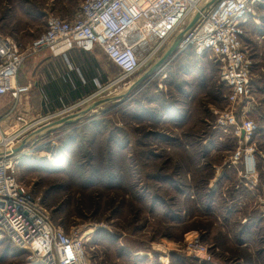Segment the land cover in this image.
Wrapping results in <instances>:
<instances>
[{"label":"rangeland","instance_id":"1","mask_svg":"<svg viewBox=\"0 0 264 264\" xmlns=\"http://www.w3.org/2000/svg\"><path fill=\"white\" fill-rule=\"evenodd\" d=\"M81 1L0 0V35L25 50L43 33L48 15L68 19ZM262 6L256 10L261 25L257 27L249 19L245 25L247 46L243 44L252 65L253 100L241 110L255 122L257 119L258 125L264 123ZM193 18L196 14L187 17L149 60L144 58L150 51H144L136 73L120 78L113 64V77L103 80L96 92L62 106L68 121L38 133L34 131L39 128L26 129L18 143L24 154L17 164V180L40 199L55 225L65 232L80 231L92 264H250L247 252L229 242L219 223L210 218L212 214L201 216L202 190L207 193L215 182H221L224 176L220 172H225L238 145L233 128L223 131L217 125L227 107L218 60L189 48L171 54L137 83L184 35ZM32 60L33 56L25 58L18 73L30 67ZM16 79L17 75L13 87L28 86L17 84ZM26 92L9 90L0 95V149L7 135L33 122L18 114ZM113 97L117 99L107 101ZM95 103L99 105L93 107ZM236 114L240 119L241 111ZM257 142L261 149L262 141ZM79 176L85 177L87 187ZM187 186H196L198 193L191 188L182 198L183 192L178 191ZM218 197L219 193L213 214L223 217ZM239 207L240 211L243 207ZM243 211L236 216L243 218ZM178 214L181 222L169 220ZM194 236L208 248L210 260L186 252V242ZM242 243L247 249L254 245L251 238ZM261 255L260 264H264V252ZM0 264L33 263L26 260L23 250L0 238Z\"/></svg>","mask_w":264,"mask_h":264},{"label":"built area","instance_id":"2","mask_svg":"<svg viewBox=\"0 0 264 264\" xmlns=\"http://www.w3.org/2000/svg\"><path fill=\"white\" fill-rule=\"evenodd\" d=\"M263 4L264 0H210L208 3L204 0H82L68 19L48 15L43 33L25 50L9 37L0 35V95L9 90L16 94L26 92L28 86L13 87L24 59L60 43L84 52L100 48L119 69V77L128 78L141 67L140 56L144 51H150L144 58L149 60L187 17L196 14L194 23L180 38L174 53L192 48L198 55L210 53L218 60V78L227 90V107L217 125L223 131L233 128L238 145L225 172L221 171L219 175L220 167L215 172L223 178L226 172L230 177L234 176L229 187L253 194L252 208L257 210L264 230V193L257 192L258 159L264 160V150L258 147V124L246 115V110H241L253 99L252 65L242 39L245 25L256 17L257 7ZM66 110L62 107L40 115L25 129L7 135L0 149V238H6L17 249L23 250L26 260L33 264H92L80 231L73 228L65 232L55 225L40 199L15 175L24 154V149H18L23 132L65 117ZM239 111L242 116L237 119ZM235 201L227 198L228 210L240 208L241 202L238 200L236 206ZM249 220L247 214L240 219V224L245 225ZM186 250L200 260H210L208 248L197 236L187 240Z\"/></svg>","mask_w":264,"mask_h":264},{"label":"crops","instance_id":"3","mask_svg":"<svg viewBox=\"0 0 264 264\" xmlns=\"http://www.w3.org/2000/svg\"><path fill=\"white\" fill-rule=\"evenodd\" d=\"M262 7L258 6L257 10ZM252 20L257 27L261 25V20L257 16ZM245 33L242 40L243 44L247 46L248 39ZM30 64L31 66L27 69L20 70L21 72L19 71L16 79L17 84H26L29 86L25 97L20 99L18 114L30 119V121H33L47 111L59 110L66 104L89 97L100 88L103 80L109 81L114 75L112 72L113 63L98 47L91 52H84L77 47L68 48L63 43H60L52 49H44L34 55ZM1 109L3 110L2 105H0V112H2ZM256 122H258L257 119ZM258 127L260 134L258 138L262 141L264 140V123H259ZM45 129L49 128L41 126L34 132L38 133ZM261 149H264L263 143ZM258 170L260 176L257 192L264 193V160L261 158L258 159ZM224 175L225 178H222L219 184L215 182L213 188H211L215 189L212 191V214L215 206L213 202L219 193L217 204H219V211L224 215L221 217L215 214L212 216V219L219 223V230L227 235L231 244L235 245L236 248L240 246L247 252L248 260L244 257L243 261L247 260L250 264H260L262 261L260 260L262 257L261 254L264 252V244H262L264 243V230L261 220L257 215V210L252 208L254 196L251 192L244 189L242 191H236L235 189L229 190V188H232L227 184L230 175L227 172ZM223 193L226 195L225 198L223 197ZM227 198L235 199L236 206L238 200L241 202L240 206L243 208L240 211L244 210L243 213L245 215H250V220L247 224L240 226L239 220L241 216H236L240 212L239 208L228 210L226 206ZM230 224L235 225L234 232L232 233L228 228ZM249 234L254 235L251 241L254 245L250 249L246 248V243L236 242L231 238L234 235L249 237Z\"/></svg>","mask_w":264,"mask_h":264},{"label":"trees","instance_id":"4","mask_svg":"<svg viewBox=\"0 0 264 264\" xmlns=\"http://www.w3.org/2000/svg\"><path fill=\"white\" fill-rule=\"evenodd\" d=\"M113 137V136H112ZM115 139H114V137H113V141H114ZM109 159V158H108ZM109 160H113L112 158H111V155H110V159ZM79 179H84V181H83V185L85 186V187H87L86 186V184H84L85 183V177H80L79 176ZM195 189V190H193V191H196L197 193H198V191H197V187L195 186H190V188H189V186H187L185 189H184V191L183 190H180V191H178V193L179 194H181V192H183V194H182V198H184L186 195H188L189 193H187L188 191L190 192V189ZM205 189H206V185H205ZM233 190L234 188L232 187V188H229V190ZM236 191H241V190H236ZM202 192H203V194H204V203H202V204H200V206H202V207H204L203 208V215H201V216H203L204 218H209V216H211V214H212V211H210L211 210V207L209 206V205H211V203H212V196H213V193H212V191H207L206 190V192L207 193H209V194H207V193H205L203 190H202ZM187 193V194H186ZM210 193H211V195H210ZM154 202V201H153ZM209 204V205H208ZM151 206V205H150ZM212 206V205H211ZM199 207V206H198ZM200 208V207H199ZM197 209V208H196ZM182 212H184L185 210L183 209V210H181ZM184 213H186V212H184ZM216 213H214V214H212V216L213 215H215ZM186 216H188V215H186ZM212 216L210 217V218H212ZM219 216V215H218ZM217 216V217H218ZM169 220H171V221H173L174 223H179V222H181L182 221V217H181V215L180 214H178V216H174L173 218H171V219H169ZM234 224H230L229 225V230L231 231V233L232 232H234ZM237 238L239 237V239H237L236 240V242H243L244 240H248L249 238H251V241L253 240V237H254V235H250L249 234V237L248 236H244L243 238H240V236H238V235H235Z\"/></svg>","mask_w":264,"mask_h":264},{"label":"water","instance_id":"5","mask_svg":"<svg viewBox=\"0 0 264 264\" xmlns=\"http://www.w3.org/2000/svg\"><path fill=\"white\" fill-rule=\"evenodd\" d=\"M194 21H195V19L193 18V20H191L190 24L188 25V28H187V29H189V28L192 26V24L194 23ZM179 41H180V39H177V40L174 42V44H173L172 46L169 47V49L166 51L165 55L161 58V60H160V61H159V62H158V63H157L152 69H150L149 71H147V72L143 75V77H141V79H139V81H138L137 83H139V82H141L143 79L149 77L150 74H152V72H153L156 68L160 67V66L165 62V60H166L171 54H173V53L176 51ZM114 99H117V98H116V97H113V98L108 99L107 101H112V100H114ZM96 105H99V104H98V103H95V104L93 105V107L96 106ZM66 121H68V120H67V117H66V118H61V119H59V120H56L55 122H52V123H50V124H47L45 127H46V128H51V127H53V126H55V125L62 124V123H64V122H66ZM61 122H62V123H61Z\"/></svg>","mask_w":264,"mask_h":264},{"label":"bare ground","instance_id":"6","mask_svg":"<svg viewBox=\"0 0 264 264\" xmlns=\"http://www.w3.org/2000/svg\"><path fill=\"white\" fill-rule=\"evenodd\" d=\"M196 17H197V16H196ZM194 237H195V236H194ZM194 237H192V238H194ZM192 238H191V239H192Z\"/></svg>","mask_w":264,"mask_h":264}]
</instances>
